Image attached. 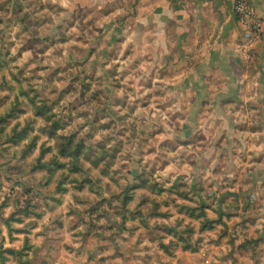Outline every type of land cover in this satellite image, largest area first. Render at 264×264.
Wrapping results in <instances>:
<instances>
[{
	"label": "clouds",
	"instance_id": "obj_1",
	"mask_svg": "<svg viewBox=\"0 0 264 264\" xmlns=\"http://www.w3.org/2000/svg\"><path fill=\"white\" fill-rule=\"evenodd\" d=\"M0 264H264V0H0Z\"/></svg>",
	"mask_w": 264,
	"mask_h": 264
},
{
	"label": "rangeland",
	"instance_id": "obj_2",
	"mask_svg": "<svg viewBox=\"0 0 264 264\" xmlns=\"http://www.w3.org/2000/svg\"><path fill=\"white\" fill-rule=\"evenodd\" d=\"M29 46H31V44Z\"/></svg>",
	"mask_w": 264,
	"mask_h": 264
}]
</instances>
